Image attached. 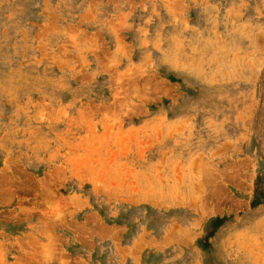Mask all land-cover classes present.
I'll return each instance as SVG.
<instances>
[{"label":"rangeland","instance_id":"rangeland-1","mask_svg":"<svg viewBox=\"0 0 264 264\" xmlns=\"http://www.w3.org/2000/svg\"><path fill=\"white\" fill-rule=\"evenodd\" d=\"M0 264H264V0H0Z\"/></svg>","mask_w":264,"mask_h":264}]
</instances>
